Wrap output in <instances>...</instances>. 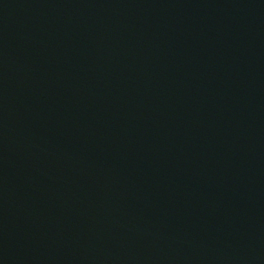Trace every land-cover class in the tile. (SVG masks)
I'll return each instance as SVG.
<instances>
[{
  "label": "water",
  "instance_id": "95a60500",
  "mask_svg": "<svg viewBox=\"0 0 264 264\" xmlns=\"http://www.w3.org/2000/svg\"><path fill=\"white\" fill-rule=\"evenodd\" d=\"M0 264H264V0H0Z\"/></svg>",
  "mask_w": 264,
  "mask_h": 264
}]
</instances>
